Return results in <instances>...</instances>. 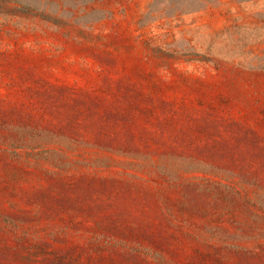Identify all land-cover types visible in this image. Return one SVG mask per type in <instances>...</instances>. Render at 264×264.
Returning <instances> with one entry per match:
<instances>
[{
	"label": "rangeland",
	"instance_id": "1",
	"mask_svg": "<svg viewBox=\"0 0 264 264\" xmlns=\"http://www.w3.org/2000/svg\"><path fill=\"white\" fill-rule=\"evenodd\" d=\"M0 264H264V0H0Z\"/></svg>",
	"mask_w": 264,
	"mask_h": 264
}]
</instances>
